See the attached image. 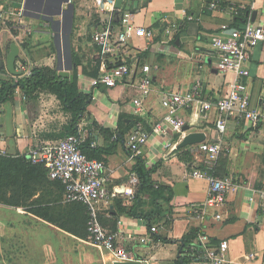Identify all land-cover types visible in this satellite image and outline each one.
Wrapping results in <instances>:
<instances>
[{"label": "crops", "instance_id": "0c3cea01", "mask_svg": "<svg viewBox=\"0 0 264 264\" xmlns=\"http://www.w3.org/2000/svg\"><path fill=\"white\" fill-rule=\"evenodd\" d=\"M25 1L22 0L24 16ZM216 1H220L219 6L213 8L212 4ZM72 3L75 6L74 23L79 8H76L74 0ZM89 8L96 9L87 14L90 26L80 31L72 26L69 36L71 39V34L77 32L76 39L80 41L75 50L80 57L79 65L73 63V54L71 56V63L75 66L72 73L75 75L77 71L79 92L90 95L85 113L76 125L77 130L82 131L84 136L89 130L93 131L96 138L94 142L99 148L107 149L113 145L114 137L110 139V132L115 137L119 136L116 152L104 155L107 159L105 189L115 193L113 199L126 201L129 207L135 203L131 196L136 193L139 184L133 182V178L137 177L133 170L137 155L143 157L147 168L160 163L153 179L157 188L160 186L162 189L158 194H140V204L137 206L139 216L114 214L110 211L114 210V201L108 208L103 206L100 213L102 224L117 233L120 248L134 253L143 264L182 263V259L188 256L184 240L196 233L194 244L200 247L197 241L201 233L213 245L228 240V262L225 264H264L262 260L249 262L245 258L251 252L264 255V203L254 192L262 186L264 179V119L256 128L243 121L231 120L226 130L220 131L219 114L216 111L203 113L196 106L180 113L187 123L185 133L169 129L166 134L159 135L154 131L166 113L161 105L165 92L189 89L201 79L205 98L216 99L225 93L226 83L233 78V74H223L216 69V57L209 48L210 40L223 23L236 21L235 10H256L254 23L264 28V0H94ZM128 11L135 12L137 21L147 28V36L145 39H134V46L129 47L120 58H115L151 67L153 90L141 107L133 102L138 94L132 86L135 76L126 77L122 84L111 88L104 84L95 86L92 82L102 73V62L98 58L99 50L93 42V34L104 23L115 21L118 15ZM186 14L194 16V19H187ZM39 22L45 24L28 34L14 31L0 19L3 61H6L12 43H26L25 48L21 47L19 61L25 60L27 68L32 70L49 66L57 70L55 54H45V45L39 44V41L49 36L65 39V30L61 25L52 30L46 21ZM168 28L171 33L167 32ZM91 43L93 54L85 47ZM248 67L251 74L246 81L251 94V106L264 116V43L252 50ZM97 73L98 76H95ZM73 118V113L52 92L46 90L39 92L35 98L25 99L23 90L17 88L14 99L0 106V153L24 155L33 148L56 142L71 134ZM105 129L110 132L107 133ZM137 131L146 133L147 137L141 142L137 155L132 156L126 146L129 137ZM190 132H204V141L209 143L222 139V151L212 171L218 177L232 176L239 185L237 190L227 194L224 205H207L210 182L190 175L195 167H209L204 162L206 155L196 151L200 143L183 147L189 148L187 156L182 154L184 159L179 155L182 148H177V145ZM53 181L50 177L45 180L38 178L34 194L26 203L23 199L20 205L0 201V264H29L31 258L34 264H42V261L45 262L43 252L49 242L46 241V233L50 234L51 231L63 233L72 240L74 246L88 249L84 245H90L86 239L63 230L29 209L40 208L39 203L33 204L40 196L43 199L46 196L56 199L54 205L61 204L63 189L53 184ZM159 207L160 217L151 218L157 232L151 236L149 243L142 244L140 239L147 235L150 228L149 219L142 216L155 214ZM196 210L199 213L206 212L203 220L197 217ZM31 222L35 223L33 232L41 231L33 240L29 237ZM54 241V248L60 250L61 242ZM31 242L36 248L33 253L30 251ZM92 250L98 251V247L84 251L83 257L87 258ZM114 261L115 254L106 249L103 257L99 258V264H113ZM188 264L210 263L203 252L192 254Z\"/></svg>", "mask_w": 264, "mask_h": 264}, {"label": "built area", "instance_id": "2783aa9c", "mask_svg": "<svg viewBox=\"0 0 264 264\" xmlns=\"http://www.w3.org/2000/svg\"><path fill=\"white\" fill-rule=\"evenodd\" d=\"M219 3L220 1L214 2L212 7L216 8ZM186 15L187 19H194V16ZM235 16H240L239 10H235ZM252 16L250 12L245 20L223 23L210 40L209 48L212 55L216 57V69L223 74H233V78L226 83L225 93L216 99L205 98L204 83L201 79L195 81L189 89L165 92L161 98V105L166 113L162 121L154 128L157 134H166L169 129L180 134L185 133L187 123L180 113L196 106H199L203 113L216 111L219 114L220 131H225L227 123L231 120L246 122L253 128L259 126L264 116L251 106V94L246 79L251 74L248 67L251 52L257 45L264 43V28L256 26L252 21ZM167 32L171 33L170 28ZM146 36L147 28L137 21L134 11H128L121 16L116 24L110 21L97 29L93 34V42L99 50L98 58L100 63L102 62V73L93 79V85L104 84L110 88L116 87L122 84L126 77L135 76L136 80L132 86L138 94L133 102L141 107L144 99L153 90L151 67L147 64H131L127 59H116L115 57L120 58L126 53L129 47H132L134 39H145ZM19 70L23 72V75L31 74V70L26 65L20 64ZM146 137V133L139 131L129 137L126 147L132 156L137 155L140 144ZM84 140L85 136L79 130L76 134H70L56 142L33 148L30 151L31 162L44 165L49 177L62 184L66 201L86 206L89 215L87 231L94 246L113 252L118 261H138L134 253L118 246L117 233L108 230L101 222L102 207L105 208V205L109 207L115 193L105 189V161L89 157L82 149ZM221 142L222 139L219 138L215 142L204 141L199 144L196 151L206 155L207 159L204 162L209 167L208 169L195 167L190 174L195 178L207 179L210 182L207 200L209 206L224 205L227 194L239 188L232 176L218 177L212 171L222 151ZM92 146H96L95 142ZM133 182L138 183L139 177L133 178ZM254 192L264 203V179L262 186ZM134 198L133 193L131 199L134 200ZM196 213L197 217L202 220L206 216L205 211L199 213L196 210ZM156 232L157 227L152 226L147 235L141 237L140 242L149 243L151 236ZM197 243L201 245L205 259L210 264L228 262V240L213 245L208 237L201 233ZM245 258L249 262L264 261V255L259 252H251Z\"/></svg>", "mask_w": 264, "mask_h": 264}, {"label": "trees", "instance_id": "16d2710c", "mask_svg": "<svg viewBox=\"0 0 264 264\" xmlns=\"http://www.w3.org/2000/svg\"><path fill=\"white\" fill-rule=\"evenodd\" d=\"M240 16L237 17L236 21L240 19L248 18V14L251 12V8H244L239 10ZM127 12H122L121 16L125 15ZM121 16L118 15L120 18ZM118 18V19H119ZM116 19L113 22H118ZM78 55L73 53V63L77 66ZM4 60V55L0 50V106L8 101L14 99L15 90L21 88L26 96V99L29 97L35 98L39 92L50 91L55 94L63 103V106L71 111L74 115L73 123L71 125V134H76L78 132L76 125L82 119V115L85 113L86 107L88 105L87 100L89 99L88 94L80 93L78 88V74L75 71V80L71 82L70 79L62 78L59 75V72L55 68L49 66L35 67L31 70L29 76H14L8 74L5 68L1 67V63ZM20 60V59H19ZM99 63V62H98ZM26 65V61L22 60L18 62L17 67ZM99 65V64H98ZM111 65H109L110 67ZM77 69V67H76ZM86 71L84 70V73ZM87 73V72H86ZM98 76V73L95 75ZM131 130V127L129 128ZM107 133L110 131L105 129ZM110 139L114 137L113 145L110 148H99L92 146V143L96 140L94 132L88 131L85 135V140L82 144L83 151L92 158H98L103 161H106L104 155L113 154L117 150V142L119 141V136H114L113 133H109ZM122 136L123 133H120ZM181 158L183 155L189 153V148H182L179 150ZM31 155H11L0 153V201L4 204L10 205H20L26 201L34 194L36 185L39 179L49 178L48 170L42 164H33L31 162ZM137 163L134 166V173L139 177V184L136 189L135 203L129 207L126 201L120 199H113L114 201V210L110 209L114 214H129L136 216L137 206H139L140 194L150 193L158 194L162 190L161 187L157 188V183L153 179V175L156 172V167L159 164L151 168H147L145 161L142 156L137 155ZM187 159V157H185ZM187 161V160H186ZM48 184V183H47ZM53 184L59 185L64 190V187L58 182L53 181ZM10 193V195H9ZM45 199V200H44ZM40 196L33 204H40V208L29 207L31 211L37 212L38 216L45 219L46 221L53 223L65 231H68L78 237L85 238V231L87 232V208L81 203H70V209L63 210L61 213V205H54V198H47ZM57 201V200H56ZM157 201V200H156ZM42 203H45L42 205ZM32 204V205H33ZM142 217L149 219V227H152L151 218L157 219L160 217V207L155 214L143 215ZM197 237L196 235H189L184 240V248L188 254L187 257L182 259L180 264H188L192 254L203 253V249L199 245L194 244V240ZM166 240V239H165Z\"/></svg>", "mask_w": 264, "mask_h": 264}, {"label": "rangeland", "instance_id": "374dc122", "mask_svg": "<svg viewBox=\"0 0 264 264\" xmlns=\"http://www.w3.org/2000/svg\"><path fill=\"white\" fill-rule=\"evenodd\" d=\"M94 0H74L76 4V8H79V11L76 12L77 14V19L73 23V28L77 29L78 31L89 27V19H88V12L95 11V8H89L91 3ZM23 2L22 0H0V19L5 21L8 26H10L14 31H19L22 33L27 32L30 34L31 32H34V28L40 29L39 26L45 24L44 22H39L37 20H34L32 18L26 17L23 15ZM10 11H13L14 13L11 14ZM77 37V32H73L71 34V39H70V51L69 55L67 57L66 55V50H65V39H59V47H60V52H61V57H62V62L65 61V59L71 58L72 59V54L76 53L75 50H77L78 44L80 43L79 40L76 39ZM43 39V40H42ZM39 42V44H44L45 47L43 49L45 54L52 53L55 54V65H56V59L58 61V51L53 43V38L52 36L48 37V39L42 38ZM26 40V39H25ZM89 49L90 53H94V49L91 44H87L85 46ZM41 49V50H42ZM80 53V52H79ZM65 55V59H64ZM89 57V56H88ZM78 60H80V57L78 56ZM85 59V57H84ZM89 59V58H87ZM91 61V59H90ZM72 64V63H71ZM62 139V138H61ZM61 213L63 210L70 209V203L66 201L65 193L64 190L61 194ZM31 231L29 233V237L31 240L36 239L38 236V233L33 232V226L35 223L31 222L30 223ZM35 229H38L35 227ZM52 229V228H51ZM47 245L44 250V255H45V262L42 261L43 258L40 259V262L42 261V264H99V258L103 257V254H105V249L98 248V251H93L89 254H87V258L83 257V252L84 251H89L91 250L94 245L92 244L91 240L89 239V235H87V232L85 231V238L89 244H84L88 246V249H83L82 246H74L73 242L71 239L67 238L63 233L59 234L58 232L53 233V231L50 232V234L47 232ZM60 241L61 242V249H55V241ZM57 245V242H56ZM93 245V247L91 246ZM92 247V248H89ZM96 247V246H95ZM30 251L33 253L36 251V248H33L32 242L30 245ZM95 249V248H94ZM41 256V255H40ZM29 264H34V260L31 258Z\"/></svg>", "mask_w": 264, "mask_h": 264}, {"label": "water", "instance_id": "95a60500", "mask_svg": "<svg viewBox=\"0 0 264 264\" xmlns=\"http://www.w3.org/2000/svg\"><path fill=\"white\" fill-rule=\"evenodd\" d=\"M47 1H51V0H47ZM27 3H28V0H26L24 4L25 16L35 17L33 13L29 12L30 9ZM67 12H71V15H72L71 25H73V20H74V15H75V6L71 0H60L58 9L56 11H53L50 13L38 11L36 12V14L38 18L43 13V19H45L47 22L51 24L52 30H55L54 24L61 25L63 30H65V16ZM252 15H253L252 21H255L256 16H257V11L256 10L252 11ZM21 47L25 48L26 43H21V44H18L15 42L12 43L10 47V52L7 55L6 61H3L1 63V67L7 69L9 73L14 76L23 75V72L17 69ZM64 59H65V55H64ZM74 67L75 66L71 64V58L65 59V61L62 62V57H61V52H60V47H59L58 48V62H57V70L59 71V75L62 78H67V79H70L71 82H74L75 75L72 73V70ZM204 140H206V135L204 132H190L186 135V137L182 139V141H180V143L177 145V148H183L186 146L195 145V144L203 142ZM113 264H143V263L141 261H118L116 260L113 262Z\"/></svg>", "mask_w": 264, "mask_h": 264}, {"label": "flooded vegetation", "instance_id": "af4514ba", "mask_svg": "<svg viewBox=\"0 0 264 264\" xmlns=\"http://www.w3.org/2000/svg\"><path fill=\"white\" fill-rule=\"evenodd\" d=\"M59 1L60 0H51V1H47V0H28V7L30 9V13H33L35 15V17H31L33 19H37L39 21H46L45 19H43V13L41 14V16H39L37 18V14L36 12L38 11H42V12H53L56 11L58 9V5H59ZM72 1V0H71ZM47 24L50 25L51 24L49 22L46 21ZM72 15L71 12H67L66 16H65V50L67 53V56L69 55V51H70V33L72 31ZM55 29L59 28V25L54 24ZM53 43L58 51L59 48V37L55 36L53 37Z\"/></svg>", "mask_w": 264, "mask_h": 264}]
</instances>
